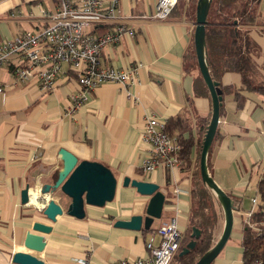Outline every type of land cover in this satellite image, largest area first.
<instances>
[{"label": "crops", "instance_id": "obj_1", "mask_svg": "<svg viewBox=\"0 0 264 264\" xmlns=\"http://www.w3.org/2000/svg\"><path fill=\"white\" fill-rule=\"evenodd\" d=\"M70 1L74 6L80 2ZM100 1V9L105 11L111 0ZM157 1L118 0L117 19L99 27L102 33L118 26L133 32V36L125 34L117 45L103 49L100 67L120 70L137 66V85L129 89L136 101L127 98L125 86L106 83L92 93L86 105L74 110L71 98L81 90L74 77L62 76L52 90L41 93L36 83L13 79L17 58L0 70V264H10L16 252L34 255L43 264H78L84 258L90 264H115L121 259L142 257L147 238L171 218H176L186 241L183 235L190 211L189 192L200 164L198 148H192L189 166L173 171L158 167L143 176L142 163L149 146L140 137L146 117L154 114L168 121L182 115L197 143V119L210 120L211 99L200 80L197 60L192 57L195 22L186 14V6L167 20L151 19ZM60 2L0 0V42L40 30L47 24L44 14L57 10ZM246 29L256 45V69L264 81L262 21ZM221 85L223 109L207 167L237 209L231 237L212 264H241L243 193L250 188L254 194L259 193L258 184L264 177V96L243 90L236 73H225ZM223 88L232 90L226 93ZM234 92L243 101L242 108H237ZM62 151L70 152L79 162L95 161L108 167L117 179L116 194L104 207L85 206L82 220L65 214L57 217L46 235L43 252L34 253L24 247L25 235L32 232L35 219L46 220L41 212L43 203H37L35 195L43 186L53 185L63 167ZM126 177L155 183L165 196L162 217L153 221L148 233L114 227L118 220L144 217L150 199L130 185L123 187ZM26 187L31 202L22 205L21 192ZM52 197L66 209L67 197L59 191ZM216 210L215 235L223 219L218 202Z\"/></svg>", "mask_w": 264, "mask_h": 264}, {"label": "built area", "instance_id": "obj_2", "mask_svg": "<svg viewBox=\"0 0 264 264\" xmlns=\"http://www.w3.org/2000/svg\"><path fill=\"white\" fill-rule=\"evenodd\" d=\"M100 3V0H80L74 6L70 0H61L57 10L44 14L47 24L40 30L23 32L0 42V70L17 58V66L12 69L13 79L20 83L34 82L41 93L52 90L62 76L74 77L81 89L71 98L74 110L86 105L92 93L106 83L125 86L127 98L136 101L129 89L137 85V66L120 70L100 67L105 47L117 45L125 34L133 36L132 31L120 26L114 31L97 33L100 26L117 19L118 0H111L105 11L100 9ZM177 3L178 0H158L150 18L167 20ZM262 24L264 30V12ZM166 123L154 114L145 118L140 138L149 148L142 163L143 176H149L158 167L173 171L181 166L180 144L166 132ZM257 212H260L259 220L253 222ZM245 216L243 224L264 236V200L260 194L251 199V209ZM181 243L182 233L176 218H171L147 238L144 256L121 259L115 264H170ZM78 264H90L89 259H81Z\"/></svg>", "mask_w": 264, "mask_h": 264}, {"label": "water", "instance_id": "obj_3", "mask_svg": "<svg viewBox=\"0 0 264 264\" xmlns=\"http://www.w3.org/2000/svg\"><path fill=\"white\" fill-rule=\"evenodd\" d=\"M211 1L197 0L193 36L198 69L211 99V116L202 141L199 167L202 182L215 196L222 209L224 225L218 240L195 264H212L215 261L231 237L236 210L233 199L218 187L209 175L207 167V156L217 131L223 102V92L219 83L212 80L205 57V27L208 25L207 15ZM61 160L63 167L58 171L53 185L43 186L39 189V195H36V202L43 203L41 212L46 220L35 219L31 226L32 232L25 235L24 247L34 253L43 252L47 241L46 235L52 230V223L57 220V217L65 214L82 220L85 217V206L104 207L113 201L116 194L117 179L105 165L95 161L79 162L73 154L67 151H62ZM122 185L123 187L130 185L139 195L150 197V199L144 217L137 215L129 220H118L114 223V227L133 232L149 231L153 221L162 217L165 196L160 191V187L155 183L131 180L128 177L123 179ZM57 191L69 199L66 209L53 199L52 194ZM43 196H47V199L43 200ZM30 200L29 187H26L21 192V203L27 205L31 202ZM199 236V230L194 229L191 240L181 249L179 257L194 250ZM11 263L43 264L34 255L23 252L14 253Z\"/></svg>", "mask_w": 264, "mask_h": 264}, {"label": "trees", "instance_id": "obj_4", "mask_svg": "<svg viewBox=\"0 0 264 264\" xmlns=\"http://www.w3.org/2000/svg\"><path fill=\"white\" fill-rule=\"evenodd\" d=\"M260 1H211L207 15L208 25L205 27V57L210 76L213 81L219 83L221 89L222 76L225 73H236L240 76L243 90L264 96V81L260 79L254 59L256 45L249 37V31L246 29L247 26L257 25L262 21V13L259 12ZM196 5L197 0H178L170 16L173 12L184 11L186 6V14L188 12L195 22ZM96 31L102 33L99 28ZM192 57L194 60L196 59L194 42L192 44ZM189 67L191 66L189 65ZM200 80L205 85L202 77ZM223 90L230 93L232 89L223 88ZM233 94L237 101V108H242L243 101L238 93L234 92ZM222 109L223 106L220 108V115ZM208 123L209 121L206 118L197 119L195 131L199 135V139L196 143L192 137L193 130L182 115L167 121L166 132L176 137L180 144L178 158L181 161V166L190 165V154L194 146L198 148L200 161L202 141ZM184 134H188L189 137L184 138ZM216 135L217 131L214 139ZM258 192L264 200V177L258 184ZM189 194L190 211L183 235L186 241H182L181 249L191 240L194 229L199 230L200 236L196 241L194 250L185 256H177L176 264H195L215 243H213V232L218 221V212L211 191L202 182L200 167L192 177ZM235 207L237 209L236 205ZM259 217L260 212H257L254 215L253 222H257ZM240 247L242 249L241 264H264V236L259 231L243 224Z\"/></svg>", "mask_w": 264, "mask_h": 264}, {"label": "rangeland", "instance_id": "obj_5", "mask_svg": "<svg viewBox=\"0 0 264 264\" xmlns=\"http://www.w3.org/2000/svg\"><path fill=\"white\" fill-rule=\"evenodd\" d=\"M261 13L264 12V0H261ZM248 192H246L245 194L243 193V223L245 222L246 220V216H245V213L248 212L250 209H251V199L253 197L256 196V194H254L255 190L250 188L247 190ZM212 194V193H211ZM260 194V193H258ZM261 195V194H260ZM213 196V194H212ZM214 199H215V207L217 209V200L215 198V196H213ZM221 212H222V209L220 208ZM222 216H223V213H222ZM223 225H224V219H222V227H221V230L219 229V232L217 235H215V232H213V237H214V240H213V243L216 242L218 240V238L220 237L221 233H222V230H223ZM217 228V227H216ZM215 230V229H214ZM184 238V237H183ZM182 241L184 242V239H182ZM180 251H178V253L174 254L172 260H171V263L170 264H176V258L177 256L179 255ZM179 257V256H178Z\"/></svg>", "mask_w": 264, "mask_h": 264}, {"label": "bare ground", "instance_id": "obj_6", "mask_svg": "<svg viewBox=\"0 0 264 264\" xmlns=\"http://www.w3.org/2000/svg\"><path fill=\"white\" fill-rule=\"evenodd\" d=\"M35 199H37V196L35 195ZM36 201V200H35ZM33 202V201H32ZM34 203V202H33Z\"/></svg>", "mask_w": 264, "mask_h": 264}]
</instances>
